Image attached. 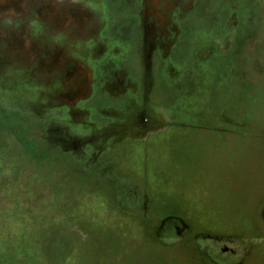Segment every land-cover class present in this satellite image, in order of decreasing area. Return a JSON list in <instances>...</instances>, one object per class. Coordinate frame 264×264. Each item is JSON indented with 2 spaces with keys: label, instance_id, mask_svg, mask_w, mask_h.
<instances>
[{
  "label": "rangeland",
  "instance_id": "374dc122",
  "mask_svg": "<svg viewBox=\"0 0 264 264\" xmlns=\"http://www.w3.org/2000/svg\"><path fill=\"white\" fill-rule=\"evenodd\" d=\"M208 16L215 17L212 12ZM249 78L262 89V78ZM253 108L247 128L254 134L221 149L209 143L191 147L188 158L199 160L190 165L189 160L180 176L171 177L168 155L184 140L160 148L161 140L151 139L148 155L143 147H131L128 167L117 173L140 178L148 160L145 179L159 210L175 208L182 216L160 224L161 237L176 243L171 248L156 245L137 228L135 218L115 211L106 187L91 190L82 182H69L74 176L61 171L53 150L26 136L22 125L0 109V264H57L49 254L53 240L71 248L76 240L74 253L63 264H135L136 258L142 259L138 264H210L197 248L213 255L219 243L239 249L240 259L251 251L246 264H264V101H254ZM191 146L199 145L193 141ZM156 157L169 163L155 165ZM150 223L154 227L155 219ZM189 227L196 240L188 236L191 240L180 241Z\"/></svg>",
  "mask_w": 264,
  "mask_h": 264
},
{
  "label": "flooded vegetation",
  "instance_id": "af4514ba",
  "mask_svg": "<svg viewBox=\"0 0 264 264\" xmlns=\"http://www.w3.org/2000/svg\"><path fill=\"white\" fill-rule=\"evenodd\" d=\"M164 1L106 0L114 18L106 35L121 38L117 40L120 55L128 59L129 65L117 66L124 70L123 90L97 93L84 104L83 111L104 126L120 119V115L123 120L136 115L140 123L135 133L127 132L118 136L119 139L114 135L108 137L107 133L104 150L98 156L91 150L89 156H82L84 163L78 161L80 155L77 158L69 151L54 149L53 153L60 160L61 171L69 170L74 176L69 182H82L91 190L106 187L115 211L124 218H135L137 228L147 233L156 245L171 248L176 243L161 237L160 224L182 216L175 208L159 210V203L152 197L145 179L149 174L148 160L143 163L140 178L130 174L122 177L117 172L128 167L127 162L134 154L131 147L140 150L143 147L144 154L148 155L151 139H160V148L165 147V142L174 144L184 140L179 144L180 149H172L170 155L166 153L172 159L169 172L173 178L184 173L183 168L192 159L188 158L191 147L205 148L209 143L221 149L231 140L254 134L247 128L252 126L254 101H264V0H193V9L169 28V37L160 43L162 50L153 47L145 52L142 30L137 25L139 10L150 3L156 7ZM209 12L215 17L211 19ZM149 54L151 68L145 66L144 60ZM253 75L262 78L261 90L250 80ZM0 109L7 115L24 118L27 128L36 127L34 133L49 149L41 129L28 114L8 111L1 105ZM62 116L61 111H56L46 116L45 122ZM193 141L199 146H191ZM195 159L199 160L195 156L189 165L198 162ZM156 160L155 165L167 163L159 157ZM153 219L154 227L150 226ZM187 231L180 241L188 236L195 238L192 227ZM219 244L221 248L213 255L199 246L197 249L207 256L210 264H246L251 259V251L240 259L239 249ZM52 245L54 249L49 254L56 257L57 264H63L74 253V246H66L62 240H53ZM139 260L142 263L141 258H136L135 264Z\"/></svg>",
  "mask_w": 264,
  "mask_h": 264
},
{
  "label": "water",
  "instance_id": "95a60500",
  "mask_svg": "<svg viewBox=\"0 0 264 264\" xmlns=\"http://www.w3.org/2000/svg\"><path fill=\"white\" fill-rule=\"evenodd\" d=\"M192 9L193 0L140 9L144 51L162 50L169 28ZM112 21L106 0H0V105L28 114L49 149L80 155L81 163L91 150L97 156L104 150L107 133L120 137L137 128L136 115L104 126L83 111L97 93L123 90L117 66L129 63L106 35ZM144 60L151 68L152 55ZM56 111L63 116L45 122Z\"/></svg>",
  "mask_w": 264,
  "mask_h": 264
},
{
  "label": "trees",
  "instance_id": "16d2710c",
  "mask_svg": "<svg viewBox=\"0 0 264 264\" xmlns=\"http://www.w3.org/2000/svg\"><path fill=\"white\" fill-rule=\"evenodd\" d=\"M1 113L3 114V116H6L7 118L12 119L13 120L12 122L15 125L21 124L22 125V128H20V129L24 131L23 133L26 134V136L27 135H30L31 137L35 136L34 138L38 142H40L38 135L36 133L32 132V129L33 128L31 126H29L30 128L29 127L27 128L25 126L26 125V121H24V118H20V117L14 116V114H13V116L12 115H7L3 110H1ZM34 130H35V127H34ZM30 131H31V133H30Z\"/></svg>",
  "mask_w": 264,
  "mask_h": 264
}]
</instances>
